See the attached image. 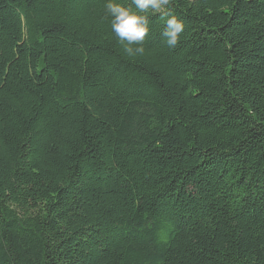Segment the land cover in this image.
Instances as JSON below:
<instances>
[{
    "label": "trees",
    "instance_id": "trees-1",
    "mask_svg": "<svg viewBox=\"0 0 264 264\" xmlns=\"http://www.w3.org/2000/svg\"><path fill=\"white\" fill-rule=\"evenodd\" d=\"M108 2L0 0V264H264V0Z\"/></svg>",
    "mask_w": 264,
    "mask_h": 264
},
{
    "label": "clouds",
    "instance_id": "clouds-1",
    "mask_svg": "<svg viewBox=\"0 0 264 264\" xmlns=\"http://www.w3.org/2000/svg\"><path fill=\"white\" fill-rule=\"evenodd\" d=\"M172 0H132L135 7H124L108 2L105 5L106 18H111V30L122 45L128 58L143 56L144 44L150 35L149 14H162L165 20L163 33L166 45L170 49L178 47L185 26L176 16L164 10L169 8Z\"/></svg>",
    "mask_w": 264,
    "mask_h": 264
}]
</instances>
